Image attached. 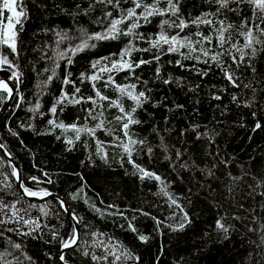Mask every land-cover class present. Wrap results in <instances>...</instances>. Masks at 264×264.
<instances>
[{"label": "trees", "instance_id": "1", "mask_svg": "<svg viewBox=\"0 0 264 264\" xmlns=\"http://www.w3.org/2000/svg\"><path fill=\"white\" fill-rule=\"evenodd\" d=\"M173 3L175 14L127 20L114 39L91 40L92 46L73 55L84 31L107 32L111 20L134 7L133 0H120L119 7L115 0L112 5L99 0H18L24 15L15 27L16 52L0 45V54L11 62L0 64V80L8 79L17 88L0 117V144L18 163L24 186L66 197L81 237L60 261L62 241L75 229L73 221L57 198L29 200L12 175L13 164L0 151V201L15 204L22 217H13L10 208L0 210V264H264V44L255 45L254 56L245 49L242 61L230 48L243 46L241 33L249 28L264 41L257 29H264V14L248 0H232L227 8L217 0ZM157 6L169 7L167 0H158ZM8 15L3 12L0 20L6 23ZM197 18L213 23H193ZM180 21L188 25L182 31L176 27ZM220 21L225 28L232 25L224 49L217 39ZM133 22L140 26L125 34ZM161 30L186 37L212 54L230 49L237 62L231 55L213 62L187 47L178 52H169L167 45L154 48L150 42ZM198 33L211 36V44ZM129 47L135 50L125 59L151 63L133 72H100ZM97 61L101 63L93 68ZM225 70L231 71L235 85ZM94 74L101 78L89 79ZM110 75L115 84H136L135 92L143 91L147 99L137 107L108 83ZM97 90L109 99L101 100ZM65 93L68 99L58 103ZM9 96L0 90V109ZM73 99L81 102L71 103ZM110 101H118L139 121L127 130L132 140L144 141L133 146L131 158L122 147L128 143L122 127L127 117L117 119L124 113ZM101 121L103 127L94 135L81 131L79 139L69 127L95 128ZM61 123L64 128L57 126ZM136 165L160 180L141 179ZM218 221L227 232L217 227ZM139 235L148 240L141 241ZM109 252L131 253L133 259L121 255L116 261ZM93 255L108 258L93 260Z\"/></svg>", "mask_w": 264, "mask_h": 264}, {"label": "snow or ice", "instance_id": "2", "mask_svg": "<svg viewBox=\"0 0 264 264\" xmlns=\"http://www.w3.org/2000/svg\"><path fill=\"white\" fill-rule=\"evenodd\" d=\"M17 2L18 0H3L2 4H0V15L3 14V12H8L9 15L5 18L6 19V23H4L2 20H0V45H4L7 46L9 49H11V51L13 53L16 52L17 49V32L15 30V26L17 24L20 23V18L24 15L23 11H17ZM99 2L101 3H107L109 5H112L114 3V0H99ZM134 2V7L130 8L127 10V12L125 14H123L120 18L117 19H113L111 20L110 23V27L107 30V32L105 33H95L92 35H89L86 31L83 32L82 35V43L77 45L74 49H72V54L75 55L77 52L82 51L84 48L86 47H90L92 45H90L89 41L91 40H106V39H110V38H115L117 34L120 33L121 29H120V25L123 24L125 21L127 20H135L138 21L139 19L143 18L145 21L148 20L149 17L153 16V15H164L166 12H170L172 14H175L177 12V8L175 6V4L173 3V0H167L168 2V9H160L157 4H158V0H157V4H153V5H148L142 2V0H133ZM232 2V0H217V3L219 4V6L221 8H227L228 4ZM235 2H240V0H235ZM119 3L120 0H115V4L114 6L119 7ZM248 3L252 4L254 6V10L258 9L262 14H264V0H248ZM136 9H143L142 12L137 13ZM107 15L109 17H111V13H107ZM193 23H204V24H212L213 22L211 20L208 19H200L197 18V20L193 21ZM247 23V22H245ZM163 24L167 25L168 21H164ZM221 27L219 29H217V39L219 42V47L221 49H224V45L228 44L230 42V35L226 36L225 34L228 32V29H230L232 27V25H228L227 28H225L223 26L224 22L220 21ZM140 25L138 22H133L130 27L128 28L127 33L125 34H132L134 29L138 28ZM188 25L184 22V21H180L179 25H176V27L180 28L181 31L187 27ZM258 31L260 32L261 35H264V29H259L257 26ZM198 36H202V34L198 33ZM241 35L244 37L245 43L243 44L242 47H238L236 44H231L230 48L231 49H235L236 52H238L240 54V60L242 61L245 57V55H247V53L245 52V49H251L252 55L254 56L257 49L255 47V45L257 44H264V41L260 40L255 34H254V30L252 28H249L246 32L241 33ZM64 38H67L66 36ZM141 39H143V37H140ZM202 39L204 41H207L209 44H211L212 42V37L211 36H202ZM151 46L157 49L162 48L163 45H167L168 46V51L169 52H178L181 48L187 47L189 48L192 52H200L202 54L203 57H206L208 59H210L213 62H220V57L222 55H231V58L233 60L234 63L237 62V57L235 55L231 54V50L230 49H225L222 52H216L214 54L210 53L209 49L200 47L197 48L196 46H194L193 42L186 38V37H180L178 34L177 35H172L169 36L167 35L163 30H161V32L159 33L158 37L151 40ZM197 43H199V41H197ZM135 49L132 47H129L127 49H125L124 52L121 53V57L119 61H115L111 64L110 67H104L102 69H100V72H113V71H122V70H128L130 72H133L135 68L140 67L141 64H145V63H151V61H145V60H140L139 62L133 63L130 61V59H125V57H129L130 58V54L132 51H134ZM62 56L67 55L66 53H62ZM156 60H159V56L154 57ZM196 59H199L200 57L197 56L195 57ZM208 59L204 60V63H208ZM69 63H71V61L69 60ZM100 61H97L93 64V68H96L98 64H100ZM179 63V62H178ZM0 64H9L11 65V62L8 60L7 56H4L2 54H0ZM254 70V69H253ZM157 73H159V69H157ZM205 75L207 73H204ZM17 73H13V76H16ZM225 77L226 79L231 82L233 85H235V80L233 78V74L231 73V71L225 70ZM101 78V76L99 74H94L92 75L89 79H91L92 81H96L99 80ZM51 79V77L49 78ZM69 81H65V83H68ZM169 80H166L165 83H169ZM108 83L109 84H114L116 90H118L121 95H126L129 99L133 100L137 107L141 106L142 103L147 99L145 93L143 91L139 92L138 94L135 92V89L137 87L136 84H128V85H118L115 84V81L113 80L112 76L110 75L108 77ZM107 86V85H106ZM93 87H95V85H93ZM0 89H2L3 91L7 92L9 95H11L12 93V89L9 88L8 84L4 81H0ZM80 90L77 88L76 92H79ZM97 97H99L101 100H108L109 98L106 96H102L101 93L97 90L96 92ZM216 99H220L219 96L215 97ZM68 99L67 94L65 93L60 101H58V103H62L63 100ZM89 101H91L94 105L96 104V100L93 99L92 97H88L87 98ZM233 99L235 100L236 98L233 97ZM71 103H80L81 100L79 99H73L70 101ZM110 104H115L117 107L120 108V111L122 113H124V116L121 117H117V119L119 120H123L125 118V116L127 117V121L125 123H123L122 127L124 129V134L126 137H128V143L123 144L122 147L124 149V151L128 154L129 158H131L132 155V151H133V146L136 145L137 143L139 144H143L144 141H135L132 140L131 136L128 135V128L131 124H136L139 123V121L134 120L132 118V115L130 113H125L124 108L118 103V101H110ZM178 107H182V106H178ZM94 109H90L89 110V116L93 119H95L94 116H92V112ZM52 112L56 111V108L53 107ZM136 111L135 108L132 109V112L134 113ZM49 123H54V121H50ZM58 127L64 128L65 125H63L62 123L60 125H57ZM69 127H71L73 130H75L77 132V139L80 138L79 133L81 131H87L89 134L94 135L96 129L98 128H102L103 127V121H101L100 123H98L96 125L95 128H78L77 125L73 124L70 125ZM261 127V125L259 123L256 124V128ZM68 143H72L71 140L68 141ZM0 148H3V145H0ZM149 151H151V149H149ZM179 155V153H178ZM135 167H137L138 171L142 174L141 175V179H143L144 177H154L157 180H160L159 176H155L154 173H150L147 172L146 170L139 168L138 165H136ZM211 174V173H210ZM12 175L15 176L17 178V180L20 179L19 174L16 170V168L13 166V172ZM47 175V174H45ZM32 180H37L36 177H31ZM49 183L51 182L50 180L48 181ZM21 187L23 188V192L25 195L29 196V197H39V198H44L47 197L49 195H51L46 189H40V190H32L31 188H28L26 186H24L21 183ZM162 191H164V189H162ZM165 195H168V193L165 191L164 192ZM73 199H76V196L74 195L72 197ZM87 202V201H86ZM173 203H175V201H172ZM63 201H61V205H63ZM31 207H35V205H31ZM94 207V206H93ZM10 208L12 210V216L16 217L17 219H22V217L18 216L19 213V209L16 208L15 204L12 205H8V204H4L3 201H0V210L3 209H8ZM97 212H99V209H95ZM43 211V209H42ZM121 215H123V213H120ZM187 218V215L185 214V219ZM4 221H0V223H3ZM24 223H32V221H24ZM159 223V222H158ZM129 227L131 229V231L136 232L137 229L132 226L131 223H129ZM180 229H183L185 227L184 223H181L178 226ZM217 227L222 229L223 231L227 232V228L224 227L223 224H221L219 221L217 222ZM139 239L141 241L146 242L148 240V237L144 236V235H139ZM78 240V235L76 233V230L73 229V232L71 234V236L62 241V247L64 249L70 248L73 245H75L77 243ZM262 242H264V237H261ZM17 247H19V245H17ZM105 248H108V245H104ZM88 253H85V255H87ZM108 255H113L114 259L116 261H119L121 259V255H123L124 259H133L131 253H121L120 255L115 254V252H109ZM108 256H104V257H97L95 255L92 256L93 260H98V259H104L107 260ZM64 256L61 255L60 256V260L64 261ZM66 264V262H65Z\"/></svg>", "mask_w": 264, "mask_h": 264}, {"label": "water", "instance_id": "3", "mask_svg": "<svg viewBox=\"0 0 264 264\" xmlns=\"http://www.w3.org/2000/svg\"><path fill=\"white\" fill-rule=\"evenodd\" d=\"M0 81H4V82H7L9 88L12 89V93L11 95L9 96V98L7 99V101L4 103V105L2 106V108L0 109V117L6 112V110L9 108V106L11 105V103L13 102L14 98H15V95H16V92H17V88L14 86V84L8 80V79H1ZM2 90V89H0ZM1 145V144H0ZM0 151L1 153L13 164V166L16 168L18 174H19V177L20 179L18 180V187L20 189V191L24 194L23 192V188L21 187V183H22V174H21V169L18 165V163L10 156V154L3 148H0ZM51 195L47 196V197H44V198H39V197H29L27 195H25L29 200L33 201V202H43L47 199H50V198H57L58 200L60 201H63V206L67 212V214L70 216L71 220L73 221L74 225H75V229H76V233L78 235V240H77V243L75 245H73L72 247L70 248H67V249H64L63 252L61 253V255H63V253H65L66 251H68L69 249H72L74 248L79 240H80V237H81V227H80V224L78 222V220L76 219V217L74 216V214L72 213L71 209H70V204L68 202V200L66 199L65 196L61 195V194H58V193H50ZM60 255V256H61ZM60 256H59V260H60ZM62 261V260H60ZM63 262V261H62ZM126 264H138L137 262H130V263H126Z\"/></svg>", "mask_w": 264, "mask_h": 264}, {"label": "rangeland", "instance_id": "4", "mask_svg": "<svg viewBox=\"0 0 264 264\" xmlns=\"http://www.w3.org/2000/svg\"><path fill=\"white\" fill-rule=\"evenodd\" d=\"M18 3V2H17ZM18 5V4H17ZM17 11H21L19 8H18V6H17V9H16ZM9 14V13H8ZM7 22V21H6ZM16 27V26H15Z\"/></svg>", "mask_w": 264, "mask_h": 264}, {"label": "bare ground", "instance_id": "5", "mask_svg": "<svg viewBox=\"0 0 264 264\" xmlns=\"http://www.w3.org/2000/svg\"><path fill=\"white\" fill-rule=\"evenodd\" d=\"M7 83V82H6Z\"/></svg>", "mask_w": 264, "mask_h": 264}]
</instances>
